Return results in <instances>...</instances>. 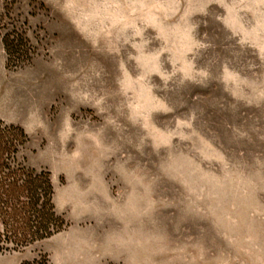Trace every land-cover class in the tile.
<instances>
[{"label": "rangeland", "instance_id": "obj_1", "mask_svg": "<svg viewBox=\"0 0 264 264\" xmlns=\"http://www.w3.org/2000/svg\"><path fill=\"white\" fill-rule=\"evenodd\" d=\"M0 123L65 221L0 264H264V0H0Z\"/></svg>", "mask_w": 264, "mask_h": 264}, {"label": "trees", "instance_id": "obj_2", "mask_svg": "<svg viewBox=\"0 0 264 264\" xmlns=\"http://www.w3.org/2000/svg\"><path fill=\"white\" fill-rule=\"evenodd\" d=\"M23 43L25 39L19 35L3 37L9 62L22 53L18 49ZM25 141L21 128L0 123V255L46 240L65 227L53 204L50 174L30 168L18 158V148ZM40 264L47 260L42 258Z\"/></svg>", "mask_w": 264, "mask_h": 264}]
</instances>
